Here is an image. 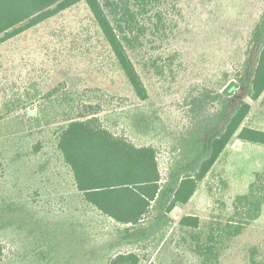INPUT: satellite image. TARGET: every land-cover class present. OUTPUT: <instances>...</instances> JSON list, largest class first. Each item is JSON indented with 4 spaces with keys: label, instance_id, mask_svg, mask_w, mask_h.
Listing matches in <instances>:
<instances>
[{
    "label": "rangeland",
    "instance_id": "obj_1",
    "mask_svg": "<svg viewBox=\"0 0 264 264\" xmlns=\"http://www.w3.org/2000/svg\"><path fill=\"white\" fill-rule=\"evenodd\" d=\"M164 8L163 31H149L142 49L131 52L149 91L146 100L132 92L84 2L2 43L4 128L24 121L27 110L38 109L42 96L57 86L96 93L106 126L139 146L157 148L163 178L179 153L178 140L204 114L218 110L216 94L232 83L239 85L236 96L252 104L244 124L264 129V93L252 100L240 80L252 71L256 50H249L248 40L264 0H167ZM38 140L43 144L36 153L17 150L12 134L0 147V242L7 255L0 264H36L34 238L56 248L50 263L41 264H108L127 251L141 255L138 264H202L189 234L183 239L181 217L199 216L207 231L225 225L236 197L264 171V146L234 137L192 199L170 213L173 222L160 245L138 248L119 240L124 225L74 201L72 175L52 130L27 136L23 144L28 148ZM10 205L17 209H6ZM4 221L13 223L2 228ZM263 245L264 205L258 219L221 246L219 264H251V248Z\"/></svg>",
    "mask_w": 264,
    "mask_h": 264
},
{
    "label": "trees",
    "instance_id": "obj_2",
    "mask_svg": "<svg viewBox=\"0 0 264 264\" xmlns=\"http://www.w3.org/2000/svg\"><path fill=\"white\" fill-rule=\"evenodd\" d=\"M166 1L0 0V45L84 2L132 92L146 100L149 91L131 52L142 49L149 31H163L159 24ZM248 47L256 50V56L250 75L240 80L247 96L258 100L264 93V9L250 33ZM61 87L44 94L39 108L27 110V118L9 124L10 128H4L6 121L0 108V147L12 134L20 145L17 150L36 153L42 147V140L27 148L23 144L26 137L51 129L54 147L72 175L77 194L74 201L124 225L119 240L138 248L160 245L173 222L170 213L177 205L187 204L192 199L234 137L264 146V129L244 124L252 104L236 96L239 85L232 83L216 94L218 110L210 116L204 114L178 140L179 153L172 158L167 176L163 178L154 145L139 146L105 125L100 117L102 103L95 100L101 99V95ZM16 153L21 157V152ZM263 205L264 171L256 172L249 190L236 197L235 213L225 225L212 224L207 231L201 227L199 216H182L179 225L185 234L183 239L187 241L186 234H189L193 241L188 243L201 257L202 264H219L221 246L258 219ZM5 207L12 211L17 209V205ZM9 223L13 221L1 222V227ZM33 243L35 263H50L56 248L37 238ZM6 256V245L0 242V263ZM140 260L138 252H118L108 264H138ZM249 261L264 264V245L251 248ZM149 264L156 263L149 261Z\"/></svg>",
    "mask_w": 264,
    "mask_h": 264
},
{
    "label": "crops",
    "instance_id": "obj_3",
    "mask_svg": "<svg viewBox=\"0 0 264 264\" xmlns=\"http://www.w3.org/2000/svg\"><path fill=\"white\" fill-rule=\"evenodd\" d=\"M182 205H185V204H182Z\"/></svg>",
    "mask_w": 264,
    "mask_h": 264
}]
</instances>
